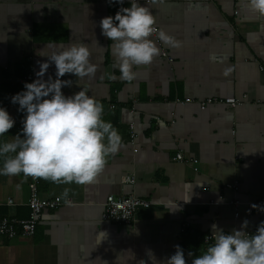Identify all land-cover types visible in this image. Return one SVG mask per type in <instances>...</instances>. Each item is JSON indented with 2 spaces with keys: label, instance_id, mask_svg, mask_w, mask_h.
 <instances>
[{
  "label": "crops",
  "instance_id": "1",
  "mask_svg": "<svg viewBox=\"0 0 264 264\" xmlns=\"http://www.w3.org/2000/svg\"><path fill=\"white\" fill-rule=\"evenodd\" d=\"M137 2L150 8L158 30L180 46L169 47L154 34L166 57L134 67L138 75L129 84L113 68L112 41L101 34L100 21L130 7V0H0V101L25 91L42 63H49L42 79L55 80L49 57L70 43L86 44L95 77L79 81L66 74L60 79L72 84L62 93L87 89L104 105V120L125 145L108 158L92 186L37 178L39 198L59 197L61 204L41 212L33 237H0V264H167L176 245L191 264L214 243H204L212 225L225 234L252 235L264 221V212L246 210L264 198V17L247 0ZM207 98H232L237 105L218 102L201 110L198 101ZM18 108L9 103L15 124L0 143L22 133L26 113ZM127 176L133 184L123 182ZM28 182L23 174L0 175V217H28ZM65 189L70 203L62 198ZM109 195H134L149 206L139 207L128 225L104 222L102 205Z\"/></svg>",
  "mask_w": 264,
  "mask_h": 264
},
{
  "label": "clouds",
  "instance_id": "2",
  "mask_svg": "<svg viewBox=\"0 0 264 264\" xmlns=\"http://www.w3.org/2000/svg\"><path fill=\"white\" fill-rule=\"evenodd\" d=\"M123 3V0H113ZM152 5L165 6L166 0H151ZM130 7H121L114 17L102 18L101 34L112 41L115 56L114 69L119 79L131 84L137 78L134 67L150 66L160 55V48L152 39L169 47H179L180 41L157 28V20L149 7L130 0ZM247 7L256 15L264 17V0H247ZM92 53L86 44L70 43L62 51L49 57L54 62L56 79H42L49 63H42L37 79L25 83V91L11 97L18 104V111L25 112L22 133L10 142L0 143L3 166L0 175L39 178L56 184L92 186L99 182L108 158L115 156L125 145L119 131L111 122L104 120V105L82 88L66 97L63 87L72 81L62 80L66 74L75 75L79 81L95 77L97 66L91 62ZM226 70L225 74H229ZM114 79V74L109 76ZM15 121L8 111L0 108V137L5 136ZM23 137V138H22ZM69 190L65 189L62 198ZM244 225L248 224L245 220ZM212 239L206 252L192 259L191 264H264V221L256 233L247 235L233 230L225 234L212 225ZM175 254L167 264H186L184 250L175 246ZM193 256L192 252L188 253Z\"/></svg>",
  "mask_w": 264,
  "mask_h": 264
},
{
  "label": "built area",
  "instance_id": "3",
  "mask_svg": "<svg viewBox=\"0 0 264 264\" xmlns=\"http://www.w3.org/2000/svg\"><path fill=\"white\" fill-rule=\"evenodd\" d=\"M162 57H166L164 50L160 51ZM29 79V78H27ZM186 103L192 102L191 99L186 98L184 100ZM224 103L231 106L237 105V101L232 98L227 99H217V98H207L198 101V106L201 110L205 109L208 105L212 103ZM113 107V106H111ZM129 141L133 144L134 141V126L129 125ZM136 152V150H134ZM175 160L181 161V156L177 155ZM124 183L133 184V177H125L123 179ZM231 188V186H227ZM29 196L26 201V206L28 208V217L26 219H16L13 217H0V237L6 239H12L16 236H22L24 238L33 237L36 231L37 222L41 212L44 209H54L61 204L59 197H55L52 200H41L38 196L37 190V178L29 177L28 182ZM11 203V201H8ZM234 206L237 205V201L233 202ZM103 209L101 213V220L104 222L115 223L119 225H128L133 221V215L135 211L139 208H147L149 203L145 200L135 197L134 195H127L122 197H114L109 195L105 202L103 203ZM246 210L248 215H253L255 213L264 212V198L249 202L246 204ZM235 217H238V213L235 212ZM212 240V236L208 235L204 237V243L208 244Z\"/></svg>",
  "mask_w": 264,
  "mask_h": 264
},
{
  "label": "trees",
  "instance_id": "4",
  "mask_svg": "<svg viewBox=\"0 0 264 264\" xmlns=\"http://www.w3.org/2000/svg\"><path fill=\"white\" fill-rule=\"evenodd\" d=\"M10 102H11V99H5V100L0 101V108H4L7 110V107H8ZM1 105H3V107ZM0 138H2V137H0Z\"/></svg>",
  "mask_w": 264,
  "mask_h": 264
},
{
  "label": "bare ground",
  "instance_id": "5",
  "mask_svg": "<svg viewBox=\"0 0 264 264\" xmlns=\"http://www.w3.org/2000/svg\"><path fill=\"white\" fill-rule=\"evenodd\" d=\"M9 201V200H8ZM8 204H11V203H9V202H7Z\"/></svg>",
  "mask_w": 264,
  "mask_h": 264
}]
</instances>
